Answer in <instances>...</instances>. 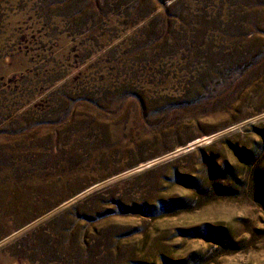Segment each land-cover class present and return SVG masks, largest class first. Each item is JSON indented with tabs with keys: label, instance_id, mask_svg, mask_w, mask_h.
<instances>
[{
	"label": "rangeland",
	"instance_id": "374dc122",
	"mask_svg": "<svg viewBox=\"0 0 264 264\" xmlns=\"http://www.w3.org/2000/svg\"><path fill=\"white\" fill-rule=\"evenodd\" d=\"M0 264H264V0H0Z\"/></svg>",
	"mask_w": 264,
	"mask_h": 264
}]
</instances>
